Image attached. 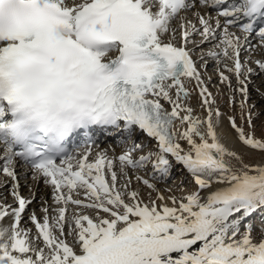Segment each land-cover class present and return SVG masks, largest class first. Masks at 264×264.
Returning <instances> with one entry per match:
<instances>
[{
  "label": "snow or ice",
  "instance_id": "6c2138e0",
  "mask_svg": "<svg viewBox=\"0 0 264 264\" xmlns=\"http://www.w3.org/2000/svg\"><path fill=\"white\" fill-rule=\"evenodd\" d=\"M256 48L264 0H0V176L14 200L0 204V264H264V164L221 142L223 114L193 59L215 60L243 96L228 125L264 152L248 104L264 60L240 59ZM100 133L125 150H100ZM19 167L51 188L42 216L28 214L35 234L21 224L38 193L21 195ZM174 169L195 189L166 197L156 185Z\"/></svg>",
  "mask_w": 264,
  "mask_h": 264
},
{
  "label": "rangeland",
  "instance_id": "374dc122",
  "mask_svg": "<svg viewBox=\"0 0 264 264\" xmlns=\"http://www.w3.org/2000/svg\"><path fill=\"white\" fill-rule=\"evenodd\" d=\"M197 11L201 12V14H207L211 13V16L213 17V22H215L216 19V12L215 10H209L206 8H198ZM188 18L192 19L191 13H188ZM222 18V17H221ZM219 18L221 23H223L224 18ZM195 22V21H193ZM178 26V25H177ZM230 31L235 32L237 35L243 37L244 33H239V29L236 27L230 28ZM252 43H259L258 39L255 36V33L251 35ZM195 39L198 41L200 39L199 36L195 37ZM215 43V42H213ZM191 47V45H189ZM213 47V44H206L203 45V49L205 52H207L209 49ZM193 59L198 61V69L201 72L202 79L204 80L205 84L208 87V91L212 94L213 98L215 99V104L213 105L214 108H219L221 113L223 114L222 120L228 125V116L233 115L236 117V121L239 124L240 123V111H239V105L241 100L243 99V96L236 92H231L226 85H223L220 83L219 75H218V65L215 60H212L208 58L207 56L204 57L203 60H200V52L197 51L196 55L193 57ZM241 61H247V67H250L252 69H256V63L257 60H264V49L256 48L253 52L248 51H242L240 56ZM206 64V68L204 65ZM220 70H223V64L219 65ZM228 74V73H225ZM232 79L233 88L236 87V82L234 77H230ZM251 82L249 83L248 90V104L255 105V107L252 108V114H253V129L254 135L257 139H264V74H254L250 77ZM234 96L235 99V107H230L228 103L229 96ZM167 108L168 105H165ZM198 107L193 106V109L196 110ZM203 118V117H201ZM229 126V125H228ZM230 127V126H229ZM245 132L247 133L249 131L247 123L244 124ZM231 129V128H230ZM232 131V130H231ZM233 132V131H232ZM234 133V132H233ZM235 135V133H234ZM117 138V139H116ZM115 140H112L110 144L114 148H116L117 152H122L125 150L126 145L121 144L118 141V137H116ZM141 140H144L145 138L143 136L140 137ZM105 146V143L103 144ZM241 145V144H240ZM100 146H102L100 144ZM242 147V148H241ZM240 148H237L236 151L238 154H240L243 157V160L247 164H253L255 165L257 161L263 160L264 158V152L259 151H253L249 150L243 145H241ZM140 153H137L136 155H139ZM143 174V173H141ZM0 180L3 181V183H0V190L5 189L4 185L8 184L10 181H6V178L0 176ZM23 181V180H20ZM25 184L30 186L29 182L25 181ZM11 184V183H10ZM156 187L167 197L168 195H175V196H183L195 189V185L191 181V177L187 176L186 174H183L180 170L174 169L173 174L171 178H169L166 182L157 183ZM7 189V190H6ZM5 193L0 194V204H6V205H13V203L9 202L10 198H13L11 195V192L9 191L10 188H6ZM171 189V192H168L167 190ZM147 189H141V195L142 197L147 200ZM2 195V196H1ZM155 194H153L154 196ZM80 198H83L82 196ZM14 201V200H13ZM49 204H51V201H49ZM41 209V203L40 199H37L36 202L31 204L26 214L23 217V222L21 224L22 227L31 229L33 234H35V228L28 220V214L35 211L36 215L38 217L42 216V213L40 211ZM71 211V208H70ZM89 215H94L92 212H88ZM255 224L257 227H259V217H255Z\"/></svg>",
  "mask_w": 264,
  "mask_h": 264
},
{
  "label": "bare ground",
  "instance_id": "6f19581e",
  "mask_svg": "<svg viewBox=\"0 0 264 264\" xmlns=\"http://www.w3.org/2000/svg\"><path fill=\"white\" fill-rule=\"evenodd\" d=\"M206 9H208V8H206ZM209 10H212V9H209ZM223 21H224V19H223ZM239 33H241V32H239ZM245 35H247V34L244 33L243 37ZM243 37H242V39H243ZM249 39L251 41L252 37L250 36ZM193 87H194V82H193V85H189V88H193ZM188 103L190 104V106L192 108H193V106H197L198 107L194 111L195 115L200 116V117L206 116V113L200 107V98H199V95H198V91H195V90L193 91L191 99L188 101ZM222 122H224V121L222 120ZM226 123H222L223 124V128H222V132H221V142L224 143L225 146L227 148H229V150H233L234 151L237 148H240L241 145H240V142L236 139L234 133L231 131L230 127ZM220 131L221 130H218V132H220ZM115 138L116 137L105 136L103 133H100L99 134V139H100V144L102 145V146H100V150L107 149L108 150V154L110 156H112V155H117L118 156L119 154H121L120 152H117L116 148H114L112 146V144H110L112 140H115ZM104 143H105V146L103 145ZM79 144L83 145V142H81ZM2 154H3L2 151H0V155H2ZM256 164H264V158H263V160L257 161ZM17 172L19 173V177H20L19 178V185H20L21 195H23L25 198H30L31 192H37L38 193L37 199H41V197H45V198L48 199V201H51V188L46 187L45 184L43 183V180H41L39 182V184H37L32 178L31 171L29 169L24 168V167H19L17 169ZM20 180H23V181H20ZM24 180L29 182V184H31V185L30 186L26 185ZM6 181H8L7 178H6ZM10 183L11 182L8 183V188H10L9 191L11 192V184ZM133 183H134V186H135V182H133ZM4 188L6 189L7 187H4ZM5 189L0 190V194L1 193H5ZM141 189H144V188L141 187ZM9 202L13 203V205H14L13 198H10ZM3 224L5 226L10 225L11 224V219L10 218H6L3 221Z\"/></svg>",
  "mask_w": 264,
  "mask_h": 264
}]
</instances>
